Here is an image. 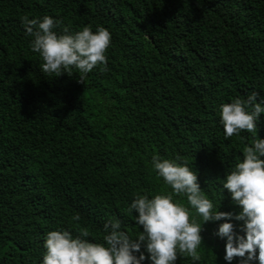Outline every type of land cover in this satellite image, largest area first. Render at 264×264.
Listing matches in <instances>:
<instances>
[{
    "label": "trees",
    "instance_id": "trees-1",
    "mask_svg": "<svg viewBox=\"0 0 264 264\" xmlns=\"http://www.w3.org/2000/svg\"><path fill=\"white\" fill-rule=\"evenodd\" d=\"M25 14L58 33L105 27L104 70L43 73ZM251 91L264 98V0H0V264H39L56 228L99 240L114 218L134 236L133 194L164 187L153 153L193 159L218 210L238 211L221 183L252 134L225 138L217 109ZM223 219L202 222L198 260L175 264H237L215 235Z\"/></svg>",
    "mask_w": 264,
    "mask_h": 264
},
{
    "label": "clouds",
    "instance_id": "clouds-1",
    "mask_svg": "<svg viewBox=\"0 0 264 264\" xmlns=\"http://www.w3.org/2000/svg\"><path fill=\"white\" fill-rule=\"evenodd\" d=\"M20 20L31 37L30 48L39 55L43 73L69 74L74 68L82 80L95 66L101 70L106 67L111 34L105 27L97 24L93 30V26L84 25L58 33L54 29L60 21L48 14L32 18L25 14ZM217 111L225 138L242 130L252 134L250 145L242 148V156L230 165L221 183L239 206L238 211L218 210V203L214 204L199 185L193 159L153 153L151 168L164 187L151 195L133 194L127 209L136 213L134 223L139 231L134 236L114 218L104 222L99 240L89 239L87 227H80L77 234L67 228L48 230L39 264H142L145 252L151 264H175L178 254L195 261L202 244V222L221 218L215 235L224 239L223 260L231 262L238 257L237 264H252L254 260L264 264V137L257 135L264 98L251 91L220 103ZM71 219L78 221L79 214L74 213ZM233 220L240 222L235 226L239 231L234 230Z\"/></svg>",
    "mask_w": 264,
    "mask_h": 264
}]
</instances>
